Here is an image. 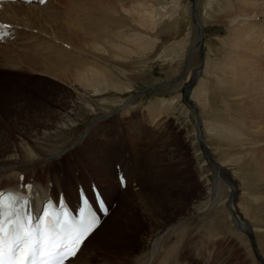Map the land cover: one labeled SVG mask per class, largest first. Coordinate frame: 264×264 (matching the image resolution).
<instances>
[{"label": "bare ground", "instance_id": "obj_1", "mask_svg": "<svg viewBox=\"0 0 264 264\" xmlns=\"http://www.w3.org/2000/svg\"><path fill=\"white\" fill-rule=\"evenodd\" d=\"M50 1H48L45 5L32 3L27 4L22 2H2L0 5V20L9 23L12 29L16 30V37L24 35V33L30 31L42 34L40 31L34 30L35 28L33 29L34 25L32 28H30L27 24H25L26 22L23 21V16L25 17L30 13H34L36 10L43 9L46 5H50ZM193 1L194 0H191L192 5L195 7V1ZM78 3L80 4V6H78L83 10V17L86 19L85 21H87L89 24H92V27H95L94 29L87 28L83 33L85 37L87 36L91 39V41H94L93 43H96L87 44L86 46L80 48L73 47L67 43H62L64 47L71 49L72 52H74L75 57L78 59L77 61L81 64L80 70H76V76L74 79H72L73 82L70 81L72 83L71 85L73 86L72 87L70 85V89H72L74 92L71 91L72 94L69 95H73L75 93L76 97L83 101H88L90 96L92 97V95H95L97 97L96 99L99 100L101 105L104 103L102 106L104 109L110 108L111 106L109 105L113 106L121 104V111L118 117H115L112 120V118L107 119L109 114L103 113L104 111H98L100 109V107H98L99 105L97 107L93 106L95 107H92L94 118L90 119V122H88L86 126H82L80 129H78L80 135H77L78 137L72 140L68 145L62 142H64L63 137H69V135L74 132L71 131L69 133L67 130H65V127L70 126V122H73L72 114L77 107V104L75 103L76 101L74 103L72 102L70 105L71 109L63 117H61L59 121H55V123H51L47 119L43 121L42 118L44 116L35 114V126L30 129L22 127V124L20 125V123L12 126L9 122L1 124L0 189H8L12 187L23 189L26 188L25 186L32 185L36 188L35 191H32L33 195L35 196L34 200L36 202L44 201L48 193H51L54 189L51 187V182L58 190L65 188L64 184L61 180H59V178L57 179L56 183L53 182V180L58 177V174L53 173L52 180H47L46 178V181L33 180L34 182L31 181L27 183L20 181V175L26 172V168L34 167L42 160H49L53 157L61 158L60 156H62L63 153L65 155L68 154L70 157H77L78 161L75 163H84V165L81 164L83 166L82 168L84 169L89 166L85 160H93L98 162L99 164H96V168L92 169L96 178L95 180L92 178V180L97 181L109 198L111 197L117 200L120 196V192L122 191H120L119 186L117 185V176L114 168L113 157L111 155L113 150L112 148L109 150V143L112 141L113 144H121L122 148L126 149V151H122L123 153L119 149H117V152H119V155H123L121 164L124 165L126 169H129V174H131L129 161L132 159V157H130V153L128 154L127 152H131L133 155V160H136L135 168L138 169L139 172L137 173L134 169L133 172H135V175L139 177V180L142 178L140 172H146L145 181H140L141 187L138 190H133L131 193L125 192L122 199L120 200V203L115 209V211H117L124 201L137 196L139 199L138 204L149 217V220L153 226L150 235L145 237L144 240L148 247V252H145L148 253L147 256H145V264L154 263L161 244L170 238V232H173L177 222L186 223L189 218L188 216L190 215L191 217L195 216L198 218V216L202 215L206 210L204 207L208 202L213 208L219 206L221 204V199L223 198V191L226 187H229L231 190L229 195V197L231 196V199H229V216L231 218V224H235L237 227L236 232L239 233H237L238 236L245 241L247 247L250 248L252 255L255 253L258 260L254 259V263L264 264V215H262V213L264 214V148L260 147V144H264V140L259 143L262 140L261 138L264 139V116L261 114L262 111L260 112L258 110L260 107L264 106L261 104L254 105L255 107L251 109H257L255 111L256 116L251 117L249 129L246 131L245 125L242 121L244 117L239 118L241 115L238 116L236 111L239 112L241 110L240 113L243 112L244 114H247L245 109L250 108L248 107V104L242 105L241 100L240 104H236L235 102L233 103V101H231L228 105H222V99H227L230 97L232 98V96L234 97L236 95L242 94L247 81H253L260 71L257 69V67H255L254 63L251 62L250 64V62L245 59L243 53L254 51L258 47L256 42L257 39L264 38V0H239L237 9L234 10L235 12L230 16H228L229 14L227 15L228 28L230 31H232L230 33L232 35L231 40H233V42L230 40L231 42L229 46L226 47L227 49L225 50V53L227 60L224 59L225 61L222 63L221 78H218L219 81L216 82V85L210 82V84L207 86L206 92H204V94L208 93L207 95H209V103L206 109L208 110L207 112L211 118L209 119L211 122L207 123L206 119L209 117L205 119L201 111V109L204 108L203 104H205L203 103L204 97L201 96L203 95L202 90L198 87L195 88L196 85L200 83V76L203 69L200 67L193 72H189V60L186 59L184 66L180 69L178 65L181 56L164 58L166 65L169 64L168 66L172 67L175 65L174 70L171 71L170 69V72L177 74L174 78L162 81L161 83L172 84L173 82H177L184 76L188 75L183 92L186 101L192 108L195 109L196 113V123L194 124L192 133L194 135V146L198 152V162L196 164L195 170L198 175L200 190L195 196L193 195V200L190 202L188 201V204L187 199H190L189 195L191 194L190 186L184 185V181H179L177 183L174 181L172 182L171 179L166 176V173L159 178L161 175L160 173L166 170L164 167H167L169 163L184 159L182 149L181 151L178 149L176 152L174 149H169L168 142L161 144V139L164 137V134H161L159 130L155 129V131L146 132L148 123L146 119H140L139 121L134 119V121H130L129 124L125 122L127 124L125 125V134L126 137L128 136V139L131 143L129 146L123 143L126 141L124 137L125 134H121V132H119L117 129L118 126H123L119 124V119L124 122L123 117H127V115L132 112V103L128 100L121 103V97L119 98L116 96L113 91H119V95L127 93L129 90L127 91L126 89L124 91L120 81H128V74L135 73L134 71H130L126 69V67L117 64V62H122L127 60V58L129 59L127 52L131 50H134L138 55L142 54L141 57H144V52L147 50H153L157 45L158 42L152 41L153 37L156 36V27L154 26V22L157 23V21L154 20V17L157 14L156 0H115V5L112 6L104 0H80ZM171 3L174 7L181 4L180 0H173ZM191 10L194 11L193 8ZM192 16L194 19H196L195 25L197 27V34L199 35V38L195 41V47L193 48L200 50L204 47L206 40L204 32L202 31V26H200L201 24L199 25L201 22L198 18H196L195 12L192 13ZM255 20H258L259 26L254 24ZM78 21H80V19ZM106 23L107 25L111 24L114 26L115 31L112 32L113 34L108 35L109 30L107 29V32L106 29H104V25ZM84 24L86 23L84 22ZM72 25L73 24H71V26ZM81 27L82 25L78 28H80L82 31ZM72 29H74V27ZM255 29L256 32H252V30ZM78 30L79 29H77V31ZM71 31L70 33H74V31ZM245 31H247V34H244ZM47 34L44 35L50 39L58 41V39L50 35L51 33L49 34L50 36ZM53 35H55V33ZM80 36L82 35L80 34ZM47 37H45V39ZM32 38H36V36ZM102 38L106 39L103 41ZM246 39H248V41H246ZM79 40L81 41L82 39L79 38ZM14 41L18 40L15 39L12 41L15 44ZM47 41H49V44H51L50 40ZM6 44H8V42L0 41V46ZM151 45L153 48H151ZM165 45L166 44H164V46ZM159 50H162L161 47H159ZM170 51H172L174 54L179 53L178 48H171ZM94 52H102V55L109 54L110 58L103 57L100 54H94ZM3 53V55H6L5 52ZM153 54L156 53L154 52ZM10 59L12 60L11 63L14 61L15 64L16 61L13 60L11 56ZM32 59V62L36 66H40L41 61L39 57L37 58L36 56ZM65 59H67V57ZM262 65L261 68H263ZM168 68L169 67H167V70ZM47 71L49 73L51 72L49 70ZM254 91L255 90H253V92ZM254 97L257 99V96ZM1 98L3 97L1 96ZM231 98L227 100L230 101ZM175 101V99L172 100L168 106L172 108L175 106L178 107V104L175 103ZM94 104L96 105V103ZM166 105L167 104L165 101H155L153 108L158 112L157 115L155 114V118L152 117L154 111H149L154 128L158 129V127L163 122L166 114V111H164V109L167 107ZM88 106V109H91V105ZM183 111H185L184 105L181 106V112ZM6 117L8 116L6 115ZM5 118L2 116L1 123L4 122L3 119ZM57 118H59L58 115ZM220 124L229 128L231 138L233 137L232 139H236L234 144L229 141L231 145L228 146L230 147L222 143L224 140H222V138L225 136L226 130H221ZM227 124L229 126H227ZM72 130H76V128H73ZM12 132L16 134L19 140L18 144H15V141L12 140ZM61 136L63 137L60 138ZM245 137L248 139H245ZM94 138H97V145H95L96 148L94 146H90L88 148L90 149V152L85 151L84 153L85 145H89V142ZM92 154L93 157H89V155ZM119 155H116V161L119 160ZM152 158H157L156 160L159 162V164H157L158 168L152 164ZM227 159L235 160V163L240 166L239 177L244 179L243 182L235 178L234 173L230 172L226 167L225 163ZM259 165L260 169L258 170ZM206 170L212 174V180H210L209 177L205 178L204 174L206 173ZM14 172H16L15 175L13 174ZM152 175L154 177L152 180H150L149 178H151ZM4 178H6L5 184L2 182ZM29 178H31V176ZM111 184L114 186L116 185L117 190L113 191ZM155 188H159L160 190L162 189L163 192L160 191V193L162 192L161 194L155 193L152 191ZM241 189L246 190L245 194L248 196L246 199L247 216L243 214L238 206V203L243 199L240 198ZM74 191V188H71L70 192L73 195H75ZM116 192L118 193L115 196L114 194ZM237 195H239L238 199ZM164 200H169L170 205H180L186 210V213L180 217L168 215L166 213V209L164 208ZM114 212L110 214L113 215ZM102 229L103 224H101L99 228L86 240L81 252L75 257V259H77L78 256L86 250L88 243H90V241ZM178 229H180V227ZM95 244L99 245V243ZM98 248L96 247V249ZM252 257L254 258V256ZM74 260H72V262ZM141 260L139 262L142 263ZM72 262L68 264H72ZM109 264L127 263L124 260H121L112 261L109 262Z\"/></svg>", "mask_w": 264, "mask_h": 264}, {"label": "rangeland", "instance_id": "obj_2", "mask_svg": "<svg viewBox=\"0 0 264 264\" xmlns=\"http://www.w3.org/2000/svg\"><path fill=\"white\" fill-rule=\"evenodd\" d=\"M78 1L80 0H52L50 1V5H46L45 7L43 6V9L36 10L34 13L28 14L25 16L26 18L23 16V21L26 22L25 24H27L30 28L34 25L33 29L35 28L34 30L40 31L42 34L33 31L26 32L24 35L19 37L17 36L15 38L18 40L14 41L15 44L12 41H9L8 44L0 46V53H2L0 54V91L2 90L0 92V125L6 122H9L11 126L20 123V125L22 124V127L30 129L35 126V114L44 116L42 118L43 121L47 119L49 122L55 123V121H59L61 117H63L71 109L70 105L72 102L74 103L76 101L75 103L77 104V107L72 114L73 122H70V126L65 127V130L69 133L74 131L72 133L73 135L70 134L69 137H63V135L60 137L64 138V142L62 143L68 145L72 140L80 135L78 129L82 126H86V124L90 122V119L94 118V113H92L93 108L98 105V107H100L98 110L99 112L104 111L103 113L109 114L107 119L112 118L113 120L115 117H118L121 111V104L113 106L109 105L111 106L110 108L104 109L102 107L104 103L101 105L95 95H92V97L90 96L88 101H83L77 98L75 93L73 95H69L74 92L70 89V85L72 84L71 82H73L72 79L76 76V70H80L81 64L77 61L78 59L75 57L74 52H72L71 49L64 47L62 43H67L73 47L80 48L94 42L87 36L85 37L83 33L85 29H94L95 27H92V24L85 21L86 19L83 17V10L79 7L80 4ZM104 1L111 6L115 5V0ZM170 1L172 2L173 0H156L157 14L154 17V20L157 21V23L154 22V26L156 27V36L152 39V41L158 42L155 48L150 51L147 50V53L144 52V57H141L142 54L138 55L134 50L128 51L127 54L129 55V59L127 58V60L117 62V64L122 65L123 67H126V69L130 71L132 70L136 73H129L128 81H120L122 89L124 91L126 89L129 91L123 95L121 94L122 96L119 95V91H116L117 93L115 91L113 92L119 98L121 97V103L127 100L132 103V112L128 114L127 117H123L124 122H121L122 120L119 119V123H123V127L118 126L117 128L121 134H125V125H127L125 122L129 124V122L134 121V119L136 121L146 119L148 121L146 132L155 131V129L159 130L161 134H164V137L161 139V144L168 142L169 149H174L176 152L178 149L180 151L182 149L184 159L176 160L177 163L175 161L173 163H169L167 167H164L166 170L160 173L161 175L159 178L166 173V176H168L172 182L174 181L177 183L179 181H184V185L190 186L191 194L189 193L190 199H187L188 204V201L190 202L193 200V197L200 190L198 175L195 170L198 162V152L194 146V135L192 133L194 124L196 123V113L195 109L192 108L186 101L183 92L188 75L184 76L177 82H173L172 84L161 83L162 81L174 78L177 74L170 72V69L171 71L174 70L175 65L173 67L168 66L169 64L166 65L164 58L181 56L178 65L180 69L184 66L185 60H189V72H193L200 67L203 69L200 76V83L197 84L195 88L198 87L202 90L203 95L201 96L204 97L203 103H205L206 106L203 104L204 108H202L201 111L205 119L208 118L209 115L206 108L209 103V95H207L208 93L204 94V92H206L207 86L210 82L216 85V82L219 81L218 78H221L222 63L227 60L225 50L227 49L226 47L229 46L230 42H233V40H231L232 35L230 33L232 31L228 28V16L235 12L234 10L237 9L239 0H194L195 7L192 5L191 0H180L181 4H179V6L176 5V7H174ZM76 4L78 8L76 7ZM192 8L194 11L191 10ZM194 12L196 18H198L201 22L199 25L201 24L200 26H202V31L204 32L206 40L204 47L200 50L193 48L195 47V41L199 38V35L197 34V27L195 25L196 19L192 16V13ZM79 19L80 21H78ZM83 20L86 24H84ZM71 24L73 25L71 26ZM254 24L258 25V20H255ZM81 25L84 28L83 29L81 27L82 31L78 28ZM73 27L76 31L72 29ZM44 29H47L48 31L50 30L49 33ZM77 29H79V32ZM104 29H106L107 32L109 30L108 35L113 34L112 32L115 31L114 26L111 24L107 25V23L104 25ZM70 31H74V33H70ZM44 32H47L48 34ZM252 32H256V29L252 30ZM54 33L55 35H53ZM44 34H50L52 37L58 39V41L50 39ZM80 34L82 36H80ZM244 34H247V31H245ZM35 36L36 38H32ZM45 37L47 38L45 39ZM79 38L82 40L80 41ZM104 39L106 38H102L103 41ZM47 40H50L51 44H49V41ZM246 41H248V39H246ZM256 42L258 47L255 50L253 49L254 51L243 53V55L245 56V59L250 62V64L251 62L254 63L255 67L260 70L258 75H256L257 77L253 81H247V87H244L242 94L234 97L232 96V98L230 97V101L227 100L230 98L222 99V105H228L231 101H233V103L235 102L236 104H240L241 100L242 105L248 104V107L250 108L245 109L247 114H244L243 112L240 113L241 110L239 112L236 111L238 116L241 115L239 118L244 117L242 121L245 125L246 131L249 129L251 117L256 116L255 111L257 109H251L255 107L254 105L261 104L264 106V38L257 39ZM54 44L57 45V48ZM164 44L166 45L164 46ZM159 47H161L162 50H159ZM151 48H153L152 45ZM171 48H178L179 53L174 54L170 51ZM3 52H5L6 55H3ZM154 52L156 54H153ZM101 53L94 52V54H100L103 57L110 58L109 54L102 55ZM10 56L16 61L15 64L14 61L11 63L12 60L10 59ZM36 56L37 58L39 57L41 61L40 66H36L32 62V58ZM66 57L67 59H65ZM260 64H263V68H261ZM32 67H35L34 70ZM167 67H169L168 70ZM47 70L53 72L49 73ZM252 89L255 90V93ZM1 96L4 99L1 98ZM254 96H257V99ZM174 99L176 100L175 103L178 104V107H169L168 105ZM155 101H165L167 104V107L165 106L166 108L164 109V111H166L165 117L158 129L154 128L152 123L153 121L151 120L149 113V111L153 110L154 114L152 117H156L158 112L153 108ZM94 103H96V105ZM88 105H91V109H88ZM182 105H184L185 108V111L183 112H181ZM258 110L260 112L262 111L261 114L264 116V107H260ZM6 115L8 117H6ZM57 115L59 118H57ZM2 116L6 118L3 119L4 122L1 123ZM209 119L211 118L209 117L206 119L207 123L211 122ZM227 126L229 125L227 124ZM73 128H76V130H72ZM220 129L226 130L225 136L223 138L220 137L222 140L224 139V142L221 140L223 144L228 146L231 145L230 142L233 144L236 142V139H232L233 137L231 138L229 128L221 125ZM124 137L126 141L123 143L129 146L131 143L128 136L126 137L125 134ZM245 139L248 138L245 137ZM261 139L262 140L259 143L264 140L263 138ZM12 140L15 141V144L19 143V140L14 132H12ZM110 143L109 150L113 145L112 141ZM95 145H97V138L92 139L89 142V145H85L84 153L85 151L90 152V149L88 148L90 146L95 147ZM118 145L122 147L121 144ZM260 147L264 148V144H260ZM112 150L113 152L111 151V155L116 158V155H119V152H117V149L114 150V148ZM127 153H130V157H132L129 164L131 163L133 169L138 173V169L135 168L136 160H133L131 152ZM90 156L93 157V154L89 155V157ZM122 156V154L119 155L118 161H122ZM60 157L61 158L53 157L49 160H42L34 167L26 168V172L22 174L25 175L23 182H31V178L33 180L42 181H46V178L47 180H52V174H58V171L61 173L63 171L65 172V167L68 168V173H70L69 175L71 176L73 164L74 166L76 165L75 162L78 161V158L70 157L68 154L65 155L63 153ZM114 158L113 162L116 161ZM156 159L157 158H152V164L158 168L157 164H159V162H157ZM85 161L89 164V166L84 169L82 168L84 163H80L78 164L80 169L85 174L88 173L94 175V171L92 169L96 168V164L98 162L93 160ZM225 165L230 172L234 173L235 178L243 182L244 179L239 177L240 166L235 163V160L227 159ZM61 166L63 167V171ZM259 169L260 165L258 170ZM97 170L99 171L98 168ZM15 173L16 172L13 174L15 175ZM153 175L149 178L150 180L153 179ZM30 176L31 178H29ZM80 176L85 178L81 173ZM86 176L89 179V176ZM204 176L205 178L209 177V179L212 180V174L207 170ZM58 178L61 180L58 175L53 182L56 183ZM2 182L5 184L6 178H4ZM73 183L74 185L76 184L75 181ZM67 184L71 185V190L73 185L69 184V182ZM111 186L112 190L115 191L116 185L114 186L111 184ZM152 191L160 193L162 189L160 190L159 188H155ZM230 191L229 187L224 189L221 204L216 208L211 207L208 202L204 207L206 210L202 215L198 216V218L195 216L191 217L190 215L188 216L189 218L186 223L177 222L173 232H170V238L161 244L153 264H255L254 259L258 260L255 253L253 252L254 254L252 255L250 252L251 250L247 247L245 241L238 236L239 233L236 232L237 227L235 224H231V218L229 216V199H231V196L229 197L231 193ZM245 191L246 190L241 189L240 198L243 199L238 203V206L244 215L247 213L246 199L248 197L247 194H245ZM131 192L132 191L129 193ZM238 196L239 195H237V199ZM122 197L119 199L118 204L120 203ZM169 202V200H164V208L166 209V213L168 215L180 217L186 213V210L180 205H170ZM138 203V197L134 196L124 201L120 208L115 211L118 206L117 204L115 209L111 212L112 214L115 211L114 214H109V216L102 223L103 229L90 241V243H88L86 250L79 255L78 258L72 262V264H109V262L121 260H124L127 264H145V256L148 254L145 252H148V247L144 240L145 237L150 235L153 225L147 214L142 210ZM262 215L264 214L262 213ZM178 226L180 229H178ZM95 243H99V245H96ZM96 247L98 249H96ZM252 256H254V258ZM139 259H142V263L139 262Z\"/></svg>", "mask_w": 264, "mask_h": 264}, {"label": "snow or ice", "instance_id": "obj_3", "mask_svg": "<svg viewBox=\"0 0 264 264\" xmlns=\"http://www.w3.org/2000/svg\"><path fill=\"white\" fill-rule=\"evenodd\" d=\"M29 203L21 193H0V264H64L98 224L86 194L74 217L63 209L37 217Z\"/></svg>", "mask_w": 264, "mask_h": 264}]
</instances>
